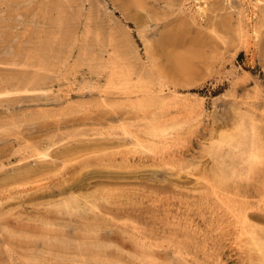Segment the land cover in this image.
Wrapping results in <instances>:
<instances>
[{
  "label": "rangeland",
  "instance_id": "374dc122",
  "mask_svg": "<svg viewBox=\"0 0 264 264\" xmlns=\"http://www.w3.org/2000/svg\"><path fill=\"white\" fill-rule=\"evenodd\" d=\"M252 3L0 0V62L17 53L0 63V264H264ZM253 138L261 159L240 176ZM242 195L253 242L238 238Z\"/></svg>",
  "mask_w": 264,
  "mask_h": 264
},
{
  "label": "bare ground",
  "instance_id": "6f19581e",
  "mask_svg": "<svg viewBox=\"0 0 264 264\" xmlns=\"http://www.w3.org/2000/svg\"><path fill=\"white\" fill-rule=\"evenodd\" d=\"M46 1V0H45ZM252 1V0H251ZM255 3H252L250 5H252L253 8L257 7L259 4H262L263 3V0H254ZM264 4V3H263ZM203 9L201 7H197V10H196V13L198 15V17H202V14H203ZM65 36V35H64ZM72 42V41H71ZM84 43V42H83ZM28 44V43H27ZM83 45V44H82ZM86 45V44H85ZM59 49L64 46H66L65 48L67 49V45L66 43H59ZM74 46V45H72ZM81 46V45H80ZM14 47V46H13ZM16 47V46H15ZM19 47V45H18ZM76 47V46H75ZM113 47L115 48L114 50H112L111 52L109 51H104L105 53L106 52H109L107 53L108 54V57L110 58V61L111 62H114V61H120L122 60V56H121V53L117 50V48L115 47V45H113ZM9 48V47H8ZM21 48V47H20ZM20 48H18L20 50ZM47 49H51V50H47ZM53 49V45L52 44H49V45H45V43H42V42H36V43H30V46H29V50L32 51L34 54L36 53H44L46 51L48 52H51ZM87 47L84 46V50H86ZM13 50V49H12ZM9 51V50H8ZM18 51V50H17ZM60 51V50H59ZM58 52V51H57ZM14 53V51H13ZM134 54V58H138L137 57V53L135 51H133L132 49H130L129 47L125 48L124 49V68H125V64L129 61V57L130 59L132 58L131 57V54ZM28 54V53H27ZM13 56V55H12ZM15 56H17V53H15ZM14 56V57H15ZM26 56V55H25ZM6 57H11V53H7L6 54ZM10 58L9 61H6V62H0L2 64H5L7 66H15L16 65V59L15 58ZM33 55L30 56L29 59L33 60ZM67 57V56H66ZM22 58V57H21ZM3 59V58H2ZM19 59V57L17 58ZM23 59V58H22ZM28 59V61H29ZM60 60V59H59ZM66 58L65 59H62L60 61H58V63H65L66 62ZM27 61V60H26ZM20 62V61H19ZM37 62L39 64H45L46 61L44 59V56L41 55V57H38L37 58ZM57 63V64H58ZM29 65V64H28ZM29 67V66H28ZM27 67V68H28ZM125 71V69H124ZM128 73V72H126ZM160 85H157V88H155L153 91H152V94H153V97L152 99L154 98V100H157L159 102H162L164 101L165 99L161 96L162 92L164 91V89L162 88V83L159 82ZM17 91V90H16ZM129 91V90H128ZM131 91V90H130ZM16 93V92H15ZM132 93V92H131ZM142 95V94H141ZM127 97V96H126ZM139 98V97H138ZM127 99H129V97H127ZM146 99V98H145ZM150 99V98H148ZM137 100V97L136 99H134V101ZM245 146V145H244ZM259 146L257 144V139L253 138L251 141H250V145H249V150L248 152L246 153V156H245V160H243V163H241V167H240V171H239V175L240 176H244L246 175V171L245 169L249 170L254 166L256 165L260 159H261V154H260V150H259ZM242 151V150H241ZM246 166V167H245ZM248 173V171H247ZM259 191H261L263 194H264V189H260ZM247 203V202H246ZM246 207H245V199H244V196L242 195L241 196V199H240V202H239V207L237 209V222L239 223V239L240 240H250L251 242H253L254 240V235H253V232L249 230V219H248V216H247V213H246Z\"/></svg>",
  "mask_w": 264,
  "mask_h": 264
}]
</instances>
